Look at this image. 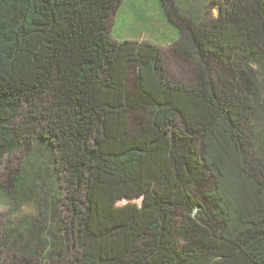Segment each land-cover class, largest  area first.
Returning a JSON list of instances; mask_svg holds the SVG:
<instances>
[{
    "label": "trees",
    "instance_id": "trees-1",
    "mask_svg": "<svg viewBox=\"0 0 264 264\" xmlns=\"http://www.w3.org/2000/svg\"><path fill=\"white\" fill-rule=\"evenodd\" d=\"M183 1L126 0L116 38L124 0H0V158L37 207L0 264H264V0Z\"/></svg>",
    "mask_w": 264,
    "mask_h": 264
},
{
    "label": "rangeland",
    "instance_id": "rangeland-1",
    "mask_svg": "<svg viewBox=\"0 0 264 264\" xmlns=\"http://www.w3.org/2000/svg\"><path fill=\"white\" fill-rule=\"evenodd\" d=\"M207 1H214L215 3L214 5H209V8H206ZM128 4L129 3H126V0H124L120 9L112 12L109 16L107 23L109 34L112 33V31H115L113 33V36L116 38H123L121 36H133L138 32V29H140L139 27L133 29L132 26L129 25V23H133V20L130 19V16L127 14L128 11L125 9ZM183 4L194 17L200 18L203 16L207 20H212L218 17L219 7L217 5L222 8L227 7L226 0H184ZM122 19L125 20V24L119 23ZM159 21L162 27L167 26L166 29H169L172 32L175 31V27L170 25L167 20L164 19V16L159 15ZM117 24L118 26L116 28ZM154 25L158 26V28H162L157 25L155 21ZM144 30H147L145 26L141 28V32H145ZM151 31L153 32L154 28H152ZM141 38L152 39L148 38V34H145ZM153 38L156 39L154 40L156 41L162 52L164 61L166 63L165 65L169 72L176 77H179L184 82H190L194 75L193 64H191V62L188 60L181 59L174 52L173 47L170 44L169 46L163 44V41L167 42V38H158L156 37V35ZM170 41H172V39ZM131 82H133L132 78ZM260 125L264 126V122L262 121ZM137 127L138 125L136 123L134 125V128ZM252 128L253 131H256L258 129V127L254 125L252 126ZM262 130L264 131V127L262 128ZM259 137L260 140H263V144H258L259 153L264 154V133H260ZM22 157V152H17L11 156H3L0 158V263H10L18 260V256L15 257L12 251H9V249L7 248V246L10 248V245L7 244L8 239L11 238L10 230H15L16 227L20 226V224L22 223V219L25 218L24 216H34L37 210V207L33 202H30V200L28 199H19L15 191L14 175L20 168L19 164ZM141 202V199L124 200L119 204H141ZM1 243L7 246L1 245Z\"/></svg>",
    "mask_w": 264,
    "mask_h": 264
}]
</instances>
